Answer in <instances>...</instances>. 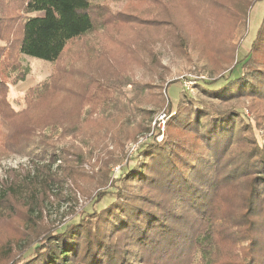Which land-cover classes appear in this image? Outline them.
<instances>
[{"label": "trees", "instance_id": "16d2710c", "mask_svg": "<svg viewBox=\"0 0 264 264\" xmlns=\"http://www.w3.org/2000/svg\"><path fill=\"white\" fill-rule=\"evenodd\" d=\"M124 1L121 10L113 11L110 0H0V128L9 131L10 124L27 116L33 103L47 94L55 99L78 96L81 106H96L95 101L106 95L99 81L86 79L76 94L62 81L65 70L59 62L69 43L99 29L157 26L169 29L185 47L188 38L178 24L143 20L137 16L138 7L179 2L196 12L201 19L197 27L203 35L208 32L200 36L207 61L217 69L231 65L218 80L225 74L232 78L214 90L207 86L217 79L206 85L196 82L194 88L208 101L196 102L185 93L173 107L161 92L155 97L138 93L130 99V110L124 111L123 117L136 127L125 126L123 140L113 137L122 153L105 162L106 166L121 165L125 159L124 171L117 178L106 179L107 172L102 177L103 186L109 181L113 187L109 194L114 201L68 224L62 232L33 233V219H28L26 232L0 248V264H264V11L247 53L238 59V47L232 39L245 23L247 9L258 0ZM211 28L224 32L215 34ZM20 55L55 67L48 82L27 90L26 108L15 111L8 91L10 84L23 79L20 72L12 76L19 70ZM111 82L116 84L117 80ZM175 83L171 81L167 90ZM152 97L169 116L165 136L158 142L155 137L160 132L154 127L158 131L150 141L139 143L151 132L153 112L144 110L139 120L131 110L148 104ZM242 100L248 102L246 111L260 131V146L240 113L219 106ZM28 127L30 130L14 128V133L5 137L0 133L5 138L0 141V156L29 155L38 150L37 161L48 157L52 164L59 161L65 164L64 169L74 171L67 154L55 148L46 151L49 145L42 146L41 140L35 139L36 128ZM126 140L137 144L132 158L123 154ZM40 173L24 183L10 178L1 183V215L12 217L20 211L12 204L20 203L30 216L44 213V202H36V189L38 185L45 188L51 177ZM82 173L77 170V174ZM105 193L98 190L94 201H101Z\"/></svg>", "mask_w": 264, "mask_h": 264}, {"label": "rangeland", "instance_id": "374dc122", "mask_svg": "<svg viewBox=\"0 0 264 264\" xmlns=\"http://www.w3.org/2000/svg\"><path fill=\"white\" fill-rule=\"evenodd\" d=\"M91 1L101 3L104 0ZM110 2L113 11L121 10L125 5L124 0H110ZM138 8L137 16L143 20H167L178 24L179 31L186 33L187 44L183 47L184 44L178 41L179 38L173 37L166 28L124 26L113 31L102 28L67 45L59 62V66L65 70L61 77L62 81L68 84L71 91L78 94L81 91L80 83L92 77L99 81L101 90L105 91L106 95L95 101L96 106H81L78 96L66 98L60 96L55 99L53 94L52 96L47 94L33 103L27 116L10 124L9 131L0 128V133L4 137L6 133H14L16 128H24V130H30L28 126L36 128L35 139L41 140L42 146L49 145L50 149L46 151L52 152L55 148L67 154L71 161L69 165L75 168L74 171L64 169L65 164L60 165L59 161L52 164L48 157L37 161L38 150L29 155L0 156V185L8 178L15 182H27L37 175L38 171L41 175L51 177H48L45 188L38 185L36 189L39 192L36 202H44L43 211H45L41 216L36 213H31L30 216L22 203L12 204L15 210H20L12 217L6 218L0 214V248L14 243L23 230L26 232L29 228L26 221L30 218L33 219V233H40L41 230L62 232L68 224L77 223L85 214L94 210L100 211L114 201V196L109 194L114 192V189L109 186V181L106 187L103 186L102 177L107 172L106 179L117 178L124 171L125 159L121 165L110 163L106 166L105 162L122 153L114 144L113 137H121L123 140L125 126L132 130L136 127V124L132 121L127 122L123 117L124 111L130 110L128 109L130 99L136 98L138 93L153 96L152 93L155 97V94L161 92L173 107L185 93L196 102H199V99L208 101L205 96L198 93L194 84L214 82L231 66L222 65L217 69L207 61V54L200 41L203 33L197 27L201 19L196 12L188 10V6L174 2L167 4L166 7ZM263 11L264 0L253 3L247 9L245 23H241L236 30L232 43L238 47L236 54L238 59L247 53ZM210 30L215 31V34L224 32L223 29ZM207 34L208 32L204 35ZM17 62L20 68L18 67V72L15 71L12 76L20 72L23 79L14 85H9L8 100L15 111H21L26 108L24 97L27 90L48 82L55 66L25 55L18 56ZM139 62L142 65H139ZM72 67L83 74H77ZM231 78L226 77L225 74L224 79L207 87L213 90L219 89ZM114 79L117 80L116 84L111 82ZM171 81L176 83L167 90L166 86ZM134 82L138 85H133ZM153 99L152 97V101L150 100L146 105L138 106L135 111L131 110L139 120L145 115L144 110L153 112L151 132L141 138L139 143L147 142L158 130L160 135L155 137L158 142L165 136V126L159 127V119L163 115L166 122L169 116H166L163 108H159ZM247 105L248 102L245 100L233 101L226 105L219 104L221 108L235 109L241 114L246 124L251 126L256 143L260 146L262 145L260 131L246 111ZM154 127L158 130H153ZM4 137H0V141ZM134 144L132 140L124 142L123 154L127 158H132L136 154L134 151L131 152ZM132 166L133 162L130 163V167ZM78 169L83 170L84 173L77 174ZM100 189L106 193L104 198L96 203L94 195ZM37 205L31 204V207Z\"/></svg>", "mask_w": 264, "mask_h": 264}, {"label": "built area", "instance_id": "2783aa9c", "mask_svg": "<svg viewBox=\"0 0 264 264\" xmlns=\"http://www.w3.org/2000/svg\"><path fill=\"white\" fill-rule=\"evenodd\" d=\"M164 117H165V116L162 115V116L160 117V119H159V121H160L159 123H160V125H161V126L159 125L160 128H162V126L164 127V123H165V121H164ZM136 146H137V144H134V145L132 146L133 149L131 148V152H133V151L136 149Z\"/></svg>", "mask_w": 264, "mask_h": 264}]
</instances>
